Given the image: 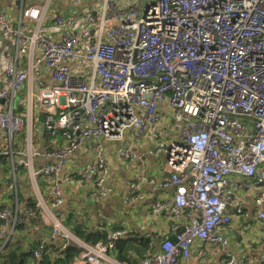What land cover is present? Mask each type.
Here are the masks:
<instances>
[{
  "label": "built area",
  "instance_id": "obj_1",
  "mask_svg": "<svg viewBox=\"0 0 264 264\" xmlns=\"http://www.w3.org/2000/svg\"><path fill=\"white\" fill-rule=\"evenodd\" d=\"M98 1L99 15L71 23L57 15L41 25L47 9L23 7V0H11L19 9L17 28L0 11V37L14 45L0 62V130L7 131L9 143L20 131L24 119L1 102L13 101L35 77L44 130L63 142L14 164L28 168L35 157L55 161L39 169L50 178L55 209L45 219L46 241L59 242L60 253L73 240L63 226L61 191V183L72 179H59L62 167L90 145L93 160L77 176L88 200H103L108 168L99 140L119 141L129 131L134 139L153 141L150 154L164 158L168 177L149 184L174 189L170 202L154 205L170 218L173 238L166 236L158 252L139 264H185L196 244L201 258L202 247L210 245L222 252L224 264H243L228 249L223 230L243 216L245 195L254 204V220L264 225V0H145L144 8L134 3L123 10L113 0ZM27 23L33 24L28 33ZM22 58L27 61L19 69ZM163 106L171 120L167 138L161 131ZM8 155L11 150L0 147V159ZM116 155L123 161L142 158L129 149ZM135 189L128 184L126 201L142 198ZM34 217L28 207L18 216L0 203L2 246ZM121 234L110 232L104 241L86 245L80 264H105ZM47 253L42 242L32 258L39 262Z\"/></svg>",
  "mask_w": 264,
  "mask_h": 264
},
{
  "label": "crops",
  "instance_id": "obj_2",
  "mask_svg": "<svg viewBox=\"0 0 264 264\" xmlns=\"http://www.w3.org/2000/svg\"><path fill=\"white\" fill-rule=\"evenodd\" d=\"M114 0L120 9H125L130 4L139 6V0ZM36 5L44 7L45 17L41 25L49 23L54 16H62L67 23L81 21L87 15H99L101 5L98 0H87L81 4H73L68 0H23V7ZM0 11L5 13L14 28H17L16 18L19 9L11 0H0ZM23 31H32V23H27ZM13 52L14 45L10 41H3L0 37V62L4 53ZM26 58H22L18 64L21 69L25 65ZM48 78L42 80L47 82ZM39 80L29 78L23 88L17 94L21 100L18 101L17 115L24 119L20 131L11 136L9 143L7 131L0 130V147L2 150H11L12 155L1 157L0 164V203L8 205L13 215H22L25 207L32 206L35 217L21 231H16L12 238H16L25 247L40 245L47 240L50 227L46 220H50L55 209L51 204L50 178L39 174V169L45 164H54V160L43 157L32 159L31 167L15 166L20 157H28L33 151H43L51 147L62 145L59 136L50 139L43 127V118L38 111V104H34L35 95L39 92ZM13 96V100H14ZM31 98V101H30ZM8 101V103H7ZM1 102L3 108L13 101ZM24 105V107H23ZM166 110L164 106L161 112ZM14 114V113H13ZM170 119L167 116L161 121L162 135L169 130ZM103 156L107 164L105 186L107 196L100 201L91 202L87 198V189L79 180L78 172L93 160L94 151L90 145L71 156L67 164L59 172V179L64 176L71 177L70 183H61L63 226L73 236L72 241H67V247H74L83 251L88 236L105 237L110 232L119 231V238L146 237L150 239L154 249L158 250L161 238L168 235L170 229V218L162 211L154 208L156 202H170L174 195L173 188L157 187L149 184V180L155 182L165 180L168 173L161 163V156H153L150 150L154 148V142L148 138L134 139L127 131L119 141L99 140ZM129 149L131 152L142 156L141 160L123 161L117 157L118 150ZM13 158V159H12ZM14 162V163H13ZM134 183V193H140L141 199L134 203L126 201L127 186ZM243 208L242 217H234L232 224L227 226L223 233L229 240L228 249L236 256L243 259V264H264V225L254 220V204L252 199L244 196L241 199ZM80 232V234L77 233ZM81 234H84L81 236ZM1 241V240H0ZM12 239L10 240L11 243ZM55 250L59 242L52 243ZM32 245V246H30ZM200 245L196 244L192 249L190 259L185 264H224V257L218 248L204 245L202 247L203 257L198 256ZM65 249V250H66ZM79 253V254H80ZM128 256H133L134 251L127 250ZM77 254L70 264H80ZM105 264H127L121 259L116 251L108 254Z\"/></svg>",
  "mask_w": 264,
  "mask_h": 264
},
{
  "label": "trees",
  "instance_id": "obj_3",
  "mask_svg": "<svg viewBox=\"0 0 264 264\" xmlns=\"http://www.w3.org/2000/svg\"><path fill=\"white\" fill-rule=\"evenodd\" d=\"M114 1V0H113ZM31 210L35 211L32 206L29 205ZM22 226L17 227V231H21ZM80 234L79 231H77ZM84 234H81L83 236ZM168 236L165 235L161 238V241ZM106 236L103 238L101 236H88L86 241L89 245L94 244L95 242L102 240L104 241ZM47 244L48 252L46 256H43L42 260L36 262L32 258L33 251L37 249L40 245L25 247L19 240L15 242L7 243L2 246V241H0V264H67L72 260L77 254L80 253L81 249L74 247H67L66 250L57 253L55 246L48 241H43ZM2 246V247H1ZM58 248V247H57ZM134 251L133 256H128L126 253L127 250ZM157 249V248H156ZM154 249V246L151 244L150 239L146 237H130V238H117L113 242V251H116L118 256L123 259L127 264H139L142 259L145 257L157 253L158 250Z\"/></svg>",
  "mask_w": 264,
  "mask_h": 264
},
{
  "label": "rangeland",
  "instance_id": "obj_4",
  "mask_svg": "<svg viewBox=\"0 0 264 264\" xmlns=\"http://www.w3.org/2000/svg\"><path fill=\"white\" fill-rule=\"evenodd\" d=\"M117 1V0H116ZM123 1V0H122ZM118 3H120V0L118 1ZM147 3H145V0H139V6L140 7H145V5H146ZM127 8V7H126ZM19 100H21V98L20 97H18L17 96V94L14 96V100H13V113L15 114V115H17V110H18V101ZM7 103H8V101H7ZM34 104H36V100L34 99ZM23 107H24V105H23ZM164 108L166 109V110H164L163 112H162V122H163V119H165L167 116L169 117V119H170V113H169V110L167 109V107L166 106H164ZM170 131H171V120H170V125H169V130L168 131H166L165 133H164V137L165 138H167L168 136H169V133H170ZM162 157V156H161ZM163 158V157H162ZM1 160H0V164H1ZM161 163H162V165L164 164V158H163V160L161 159ZM0 171H1V169H0ZM17 231V230H16ZM16 241V238H12V242H15Z\"/></svg>",
  "mask_w": 264,
  "mask_h": 264
}]
</instances>
